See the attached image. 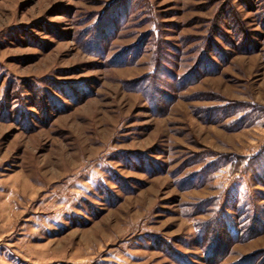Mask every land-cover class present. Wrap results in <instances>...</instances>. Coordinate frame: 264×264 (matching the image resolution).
I'll return each mask as SVG.
<instances>
[{"label":"rangeland","instance_id":"obj_1","mask_svg":"<svg viewBox=\"0 0 264 264\" xmlns=\"http://www.w3.org/2000/svg\"><path fill=\"white\" fill-rule=\"evenodd\" d=\"M263 164L264 0H0V264H264Z\"/></svg>","mask_w":264,"mask_h":264},{"label":"trees","instance_id":"obj_2","mask_svg":"<svg viewBox=\"0 0 264 264\" xmlns=\"http://www.w3.org/2000/svg\"><path fill=\"white\" fill-rule=\"evenodd\" d=\"M259 158H262V154H260V155H258L256 158H254V159H259ZM263 166H264V164H263ZM262 177H264V172L262 173V175H261V178ZM261 184H264V182H262ZM255 219H252V221H254ZM253 225V224H252ZM252 228H254L255 226L253 225V226H251Z\"/></svg>","mask_w":264,"mask_h":264}]
</instances>
